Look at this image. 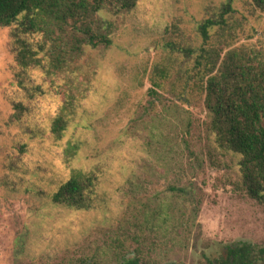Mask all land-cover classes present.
Wrapping results in <instances>:
<instances>
[{"label": "rangeland", "instance_id": "374dc122", "mask_svg": "<svg viewBox=\"0 0 264 264\" xmlns=\"http://www.w3.org/2000/svg\"><path fill=\"white\" fill-rule=\"evenodd\" d=\"M225 1L138 0L126 15L105 14L115 24L112 46L87 48L74 72L53 76L18 62L23 44L38 51L42 35L0 28V264H118L141 246L136 235L152 264H203V254L220 259L242 242L264 247V200L246 194L238 158L223 157L207 130L194 59L167 48L264 53V14L252 0H235L226 30L203 44L199 24ZM20 81L43 93L31 99ZM17 104L25 110L20 121ZM59 115L68 128L56 141ZM69 155L98 180L93 210L53 204L73 174ZM170 204L183 222L196 208L195 224L153 231Z\"/></svg>", "mask_w": 264, "mask_h": 264}, {"label": "trees", "instance_id": "16d2710c", "mask_svg": "<svg viewBox=\"0 0 264 264\" xmlns=\"http://www.w3.org/2000/svg\"><path fill=\"white\" fill-rule=\"evenodd\" d=\"M138 0H0V28L17 26L25 34H40L42 42L38 51L34 47L23 49L17 58L27 69L40 67L46 75L74 72V67L84 56L87 48L98 50L113 44L115 24L105 14L112 17L132 12ZM235 0H226L220 7L209 13L198 31L207 45L211 32L226 30L234 13ZM251 5L264 14V0H252ZM173 53L187 59H194L197 65L195 77L205 94L207 111L206 127L215 140V145L223 157L233 155L238 158L240 184L253 200H264V53L255 52L246 46L228 50L224 54L217 48L194 49L178 43L167 47ZM42 54L40 58L39 55ZM157 74L167 77L165 69H156ZM23 91L32 99L43 93L40 86L20 81ZM154 86L161 85L154 82ZM152 93L153 90H151ZM69 102H66V105ZM22 105L15 106L13 119L20 121L24 112ZM63 111H69L68 107ZM68 128L64 115L53 121L51 135L61 140ZM19 151L26 153L25 146ZM13 167V164H11ZM12 170V169H11ZM97 178L88 173H73L54 194L56 206L74 211H89L96 207ZM185 198L187 191L174 189ZM172 205L169 212H159L150 228L160 231L164 226L194 225L197 209L187 221L175 217ZM150 223L140 225L146 227ZM144 233V230L140 232ZM140 243L134 257H123L118 264H152L147 256L144 241ZM203 264H264V247L250 243H238L228 249L226 257L212 260L203 254ZM79 264H98L85 259ZM176 264V263H170Z\"/></svg>", "mask_w": 264, "mask_h": 264}, {"label": "clouds", "instance_id": "9594fccd", "mask_svg": "<svg viewBox=\"0 0 264 264\" xmlns=\"http://www.w3.org/2000/svg\"><path fill=\"white\" fill-rule=\"evenodd\" d=\"M75 160V156L74 155H69L67 157V162L69 164V166L72 168L73 173H78L80 171L79 168H77V166L73 163V161ZM46 212H51V211H61L63 212V209H45Z\"/></svg>", "mask_w": 264, "mask_h": 264}]
</instances>
